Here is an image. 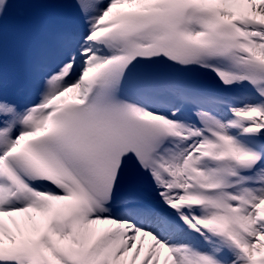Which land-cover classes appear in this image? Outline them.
<instances>
[{
  "label": "snow or ice",
  "instance_id": "snow-or-ice-1",
  "mask_svg": "<svg viewBox=\"0 0 264 264\" xmlns=\"http://www.w3.org/2000/svg\"><path fill=\"white\" fill-rule=\"evenodd\" d=\"M75 6L0 99V264H264V0Z\"/></svg>",
  "mask_w": 264,
  "mask_h": 264
},
{
  "label": "bare ground",
  "instance_id": "bare-ground-1",
  "mask_svg": "<svg viewBox=\"0 0 264 264\" xmlns=\"http://www.w3.org/2000/svg\"><path fill=\"white\" fill-rule=\"evenodd\" d=\"M60 4L67 7V8H71L72 9V12L74 14V8H73V5H75V0H60ZM16 17V14L15 12L13 11V9L11 8L10 6V2L8 0V5H7V9L6 11L3 13L2 17H0V23L2 21H5L6 19L8 18H12L14 20V18ZM73 20V19H72ZM79 21H80V24L78 26H74V28L72 29V32H80L83 30V23H82V20L81 18H79ZM150 241H147L146 240V244H145V247H147V244L149 243ZM164 256L162 255L161 259L163 258Z\"/></svg>",
  "mask_w": 264,
  "mask_h": 264
}]
</instances>
